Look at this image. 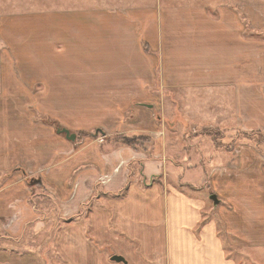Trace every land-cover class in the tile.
<instances>
[{"label": "rangeland", "instance_id": "374dc122", "mask_svg": "<svg viewBox=\"0 0 264 264\" xmlns=\"http://www.w3.org/2000/svg\"><path fill=\"white\" fill-rule=\"evenodd\" d=\"M216 1L215 9L236 14L243 36L253 38L258 48L254 52L259 54L264 42V0H0V264H107L112 263L110 256L148 239L155 244L158 264H168L167 258L169 264H176L168 251V229H180L194 208H200V224L214 223L224 251L235 264H264V134L262 146L251 135V131L264 133L260 76L254 74L251 100H243L229 86L162 87L157 55L156 67L152 64L155 89L148 96L146 82L133 95L128 90L100 88L103 69L111 64L103 57L115 53L112 61H117L113 42L118 34L108 40L93 36L80 44L86 54L92 51L86 60L70 56L75 50L68 39L74 32L71 26L82 18L98 21L94 15L104 13L110 19L118 10L156 9L160 29L161 14L166 17L168 9H209ZM94 30L107 32V27L92 25L84 32L97 35ZM147 46L142 43V50ZM132 53L124 56L130 60ZM77 71L86 75L89 89L73 90L77 84L72 74ZM139 95L142 98L129 107L120 105L122 97ZM119 114L132 130L138 125L134 136L147 140L146 150H137L138 160L124 165L128 185L143 189L151 181L161 186L160 191L152 186L133 204L129 198L125 205L130 210H124L122 204L106 201L109 196L98 189L71 216L50 186L55 169L66 172L57 183L71 181L69 149L62 153L66 159L56 164L61 157L55 155L56 138L66 146L77 147L85 140L100 145L107 120L116 122ZM61 127L74 133L75 140L57 133ZM216 132L221 136L216 137ZM241 132L248 136L242 137ZM122 192L119 199L127 195ZM212 194L218 203L210 199ZM177 196L178 205L172 202ZM101 210L107 211L102 221L90 216ZM119 212L116 224L114 215ZM104 226L106 235L101 234ZM197 229L192 233L197 235ZM135 231L142 234L134 235Z\"/></svg>", "mask_w": 264, "mask_h": 264}, {"label": "crops", "instance_id": "0c3cea01", "mask_svg": "<svg viewBox=\"0 0 264 264\" xmlns=\"http://www.w3.org/2000/svg\"><path fill=\"white\" fill-rule=\"evenodd\" d=\"M136 10L132 9L130 12L122 10L123 13L118 10L119 12L115 17L113 14L109 16L110 19L105 18L104 13L100 14V17L93 14L98 21L82 18L81 23H75L71 26L74 29L73 36L69 35V38L64 36L73 44L72 49L76 50L72 51L70 56L75 57V59L86 60L92 51L86 54L82 51L86 47L80 44L90 41L93 36H97V38L103 36L108 40L118 34L115 42H113L114 50L117 52V61H112L115 53H108L103 57L107 61L109 59L111 64L103 69L102 86H100L102 91L128 90L132 91L134 95L147 82L148 86L145 88L147 91L149 90L148 96H150L152 89H155L156 69L152 67V64L156 67L157 55L161 63L159 74L160 82L162 80L163 83L162 87L184 89L188 87L229 86L234 88L236 92H240L243 100H251L249 91L252 88L254 74L259 75L261 83L264 84V42L260 44L259 54L254 52L258 48L254 46L253 38L243 36V25L236 19L234 12L229 13L218 8L211 11V9L201 6L185 7L180 10L172 8V10H167L166 17H164L165 14H161L162 19L160 20L163 25L159 29L156 9L150 12L138 11L135 13ZM60 24L58 23L57 26L60 27ZM92 25L106 26L107 32L102 31L100 33L99 30H94L97 35L85 33L84 30L88 27L91 28ZM142 43L148 45L146 48L143 47V50ZM150 50L155 51L156 55L154 53L149 55ZM133 51L137 53L138 58L134 59ZM124 52L127 55L132 53L131 61L124 56ZM142 60H144L143 63ZM57 67L60 68V66ZM255 68L257 69L256 73H254ZM55 69L57 70L56 67ZM72 75H74L77 84V86L73 85V90H83L87 86L86 75L81 71ZM94 82L93 78L92 83L94 84ZM78 84H83V86ZM87 87L89 89L90 85L88 84ZM247 91L248 94H246ZM141 98V95L126 99L122 97L124 102L120 105L129 107ZM262 101L264 105V97ZM139 105L143 104L140 103ZM124 111L125 109L120 110V114H124ZM118 112L116 111V113ZM136 112H134L135 116ZM120 114L117 115L116 122L112 123L110 119L107 120V125L103 127L105 132L101 136L107 137L121 133L124 135L136 134L138 125H134L136 130H132V125H126L125 118L121 117ZM56 139H58L56 144L58 148H54L55 155H61L56 164H60L66 159L62 156L66 153L67 147L69 149L67 164L68 177H71V181L66 184L57 183L56 179L59 177L58 181L61 180L66 172L63 169H55L57 171L52 176L53 184L50 186L66 204L64 205L67 208L65 210L71 216L76 215L84 203L87 204L96 194V191L98 192V189L109 196L105 199L106 201L114 202L116 205L122 204L124 210H130L125 205L129 198L131 200L129 204H133L134 198L148 195L152 186L153 189L160 191L161 186L151 184V181L145 182L144 187L146 188L143 189H138L134 184L128 185L126 181L128 172L124 171V165L126 166L132 160H138L136 158H139L141 154L136 149L121 143V141L110 143L112 146L110 147L109 143L99 145L95 141L85 140L80 146L73 147L72 145H64L59 136ZM62 153L64 154L62 155ZM141 175L145 181L144 174ZM122 190L126 191L127 195L124 199H119L123 193ZM178 199L177 196L173 198V201L171 198V201L178 205ZM183 201L181 199V202ZM187 202L189 203V200ZM100 213L101 215H99ZM106 214L107 211L101 210L97 215L95 213V217L92 213L90 216L95 220L101 218L100 221H102ZM114 216L117 224V219L121 217L120 212ZM200 221V208H194L180 223V229H175L172 232L168 229V251L169 254L170 251L173 252L175 261H177L176 264H235L233 259L224 251L214 223H201L202 226L199 227ZM106 224L108 225V223ZM195 227L198 228L197 235L192 233ZM107 232L108 228L101 227V234L106 235ZM141 234L142 232L135 231L134 235L140 236ZM134 240L140 241L141 238L136 237ZM138 245L139 247L136 244L129 245L128 248L123 249L118 254L125 259L128 258L127 256H131L126 259L128 264H133L131 261H134V264H158L155 244L149 243L148 239L145 242H139ZM77 247L81 246L77 245ZM81 248L87 249V247ZM168 261L167 258L166 262L169 264ZM111 262L107 264H121Z\"/></svg>", "mask_w": 264, "mask_h": 264}, {"label": "trees", "instance_id": "16d2710c", "mask_svg": "<svg viewBox=\"0 0 264 264\" xmlns=\"http://www.w3.org/2000/svg\"><path fill=\"white\" fill-rule=\"evenodd\" d=\"M215 3H217V1L216 2H211L209 4V6H210L209 9H211V11L215 9V7H216V6L214 7ZM241 133H242V137L248 136V133H246V132H241ZM215 134H216L215 135L216 137L217 136L218 137L221 136L220 134H217V132ZM262 134H264V133L257 132V131H251V135L255 136L256 139H258L256 142L258 143V145H260V143H261V146H262V143H263ZM207 135H209V134H207ZM117 141H121V143H124L125 145L129 146L132 149H136V150H139V149L145 150L146 149V147H145L146 144L145 143L147 142V140L141 135H139V136H136V135L134 136L133 135L131 137L127 136V135H124V134L112 135V136H107V137L105 136V138H104V140L102 142V145H105V143H109L110 144V143L117 142ZM110 147H112L111 144H110Z\"/></svg>", "mask_w": 264, "mask_h": 264}, {"label": "water", "instance_id": "95a60500", "mask_svg": "<svg viewBox=\"0 0 264 264\" xmlns=\"http://www.w3.org/2000/svg\"><path fill=\"white\" fill-rule=\"evenodd\" d=\"M56 132L57 133H64L65 134V138H67V139H69L71 141L75 140V137H76L75 134L74 133H70L69 130L64 128V127L57 128ZM210 199L214 203H218V199H217L215 194H212L210 196ZM110 261H114V262L121 263V264H128L127 260L122 255H119V254H114V255L110 256Z\"/></svg>", "mask_w": 264, "mask_h": 264}]
</instances>
